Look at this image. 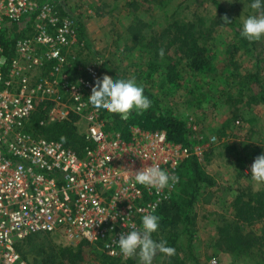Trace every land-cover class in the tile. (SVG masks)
<instances>
[{
    "label": "built area",
    "instance_id": "2783aa9c",
    "mask_svg": "<svg viewBox=\"0 0 264 264\" xmlns=\"http://www.w3.org/2000/svg\"><path fill=\"white\" fill-rule=\"evenodd\" d=\"M14 25L20 34L10 59L0 45L6 58L0 65V264H26L18 248L35 235L85 243L120 263L133 260L115 241L176 194L180 166L193 151L163 131L131 128L127 140L109 135L104 111L85 101L98 74L94 67L60 85L72 107L57 98L54 73L65 69L68 52L81 47V39L74 22L49 0H0V34ZM48 103L46 123L71 114L85 121L80 135L90 147L82 155L26 131L31 116ZM151 165L178 181L160 191L136 184L135 172Z\"/></svg>",
    "mask_w": 264,
    "mask_h": 264
},
{
    "label": "rangeland",
    "instance_id": "374dc122",
    "mask_svg": "<svg viewBox=\"0 0 264 264\" xmlns=\"http://www.w3.org/2000/svg\"><path fill=\"white\" fill-rule=\"evenodd\" d=\"M49 1L57 6L60 16H67L74 22L78 35L81 33V47L68 52L65 69L54 73L57 98L72 107L60 85L78 76L86 77L89 67H94L98 72L93 88L95 81L103 77L113 80L134 77L143 89L149 90L159 100L163 110L171 111L188 123L191 151L204 173L212 179V186H200L198 196L202 198L208 192L213 198L211 202L205 204L197 200L193 206V224L187 227L180 222L176 226L179 237L174 247L175 255L166 257L160 254L153 264H178L180 261L184 264H254L249 257L236 259L220 252L214 244L218 226L222 220L231 219L233 215L231 204L238 190L257 192L264 188V183L256 182L250 174L255 149H261L264 154V104L255 105L247 98L236 105L229 103L226 101L228 91L226 88L224 90L222 83L208 85L210 82L205 78H194L192 75H184L182 87L177 90L165 84L161 86L162 75L158 71L152 72L148 55L139 46L130 44L125 34L126 26L135 17L150 23L149 38L150 35L159 34L171 22L189 23L200 19L207 25L210 21L224 22L223 18L227 16L231 24L217 27L208 42L214 55L213 62L225 76L232 71L228 66L231 61L238 63L241 75L253 74L260 69V80L264 85V41L254 42L253 51H246L235 38V32L242 29L244 19L253 14L246 1L216 0L218 7L211 0H164L160 5L155 3L159 0ZM132 1L140 6L135 13L127 7V2ZM236 47L237 50H234ZM92 90L87 92V104ZM101 117L106 121L110 118L107 112H102ZM77 120L76 128L81 134L86 124L82 119ZM252 230L260 235L262 225L257 224ZM168 236L161 233L154 239L166 241ZM32 240L31 245L27 240L19 248L23 254L26 253V264H32L35 261L33 257L40 259L38 249L43 253L51 246H77L54 235H35ZM93 247L84 250L85 260L82 264H101L100 258L96 259V254L92 253L93 250L101 251ZM134 260V264H139L138 258Z\"/></svg>",
    "mask_w": 264,
    "mask_h": 264
},
{
    "label": "trees",
    "instance_id": "16d2710c",
    "mask_svg": "<svg viewBox=\"0 0 264 264\" xmlns=\"http://www.w3.org/2000/svg\"><path fill=\"white\" fill-rule=\"evenodd\" d=\"M163 1L159 0L155 3L160 5ZM211 1L218 7L216 0ZM245 1L249 9L253 11L250 8L252 0ZM127 7H130L134 13L140 9L136 1L127 2ZM218 10L225 16L220 8ZM224 24L223 21H210L206 25V22L200 19L189 23L171 22L159 34L150 35L148 38L150 23L135 17L126 26L125 34L130 44L139 46L148 55V65L152 72L158 71L162 75L160 76L162 78L161 86L165 84L171 89L177 90L182 87L184 75H192L194 78H205L210 82L208 85L222 83L224 90L226 88L228 91L226 101L229 103L236 105L238 102L241 103L242 99L247 98L255 105L264 104V85L260 80V69L255 70L253 74L241 75L238 63L231 61L228 62V66L232 71L228 76H225L218 71L213 62L214 55H212V48L208 42L215 33V29ZM240 32L239 29L235 32V38L242 43L246 51H253L254 42L249 43L240 35ZM19 34L20 26L18 25L7 27L0 34V45L8 59L12 57L13 42ZM79 35L81 39V33ZM233 49L237 50V47ZM231 91H234L235 94H232ZM144 94L152 102L150 109L138 116L133 113L127 121L121 120L116 114L112 115L105 125L106 132L109 135L118 133L127 140L132 127L143 131H163L169 141L191 149L188 123L179 119L171 111L163 110L159 100L149 90L144 89ZM51 106L50 103L40 105L27 122L26 131L35 137L59 142L82 155L90 146L77 131L75 125L77 117L71 114L67 121L46 123L44 121L45 114ZM261 154H263L261 149L256 148L253 157L256 158ZM178 174L177 192L170 200L163 202L158 207L156 215L160 217V229L158 233L153 234L154 238L158 234L167 233L169 235L166 240L169 243L167 246L173 248L179 237L175 231L177 224L181 222L188 225L187 227L191 226L195 218L193 212L195 202L200 200L206 204L213 199L208 192L204 197L198 198L200 186L210 187L213 182L204 173L194 155L181 164ZM231 205L233 215L231 219L222 220L218 226L214 247L236 259L249 257L254 260V264H264V188L257 192L238 190ZM257 224L262 225L260 235L255 234L252 230V227ZM27 240H30L29 244L31 245L32 237L25 241ZM90 247L92 246L80 243L74 248L51 246L47 248L48 251H43V253L38 249L37 255L40 259L33 257L35 261L32 264H82L85 260L84 250ZM19 248V252L25 259L26 253L23 254ZM93 249L95 248L93 247ZM92 253L96 254V259L100 258L101 264H122L117 260L110 259L102 252L93 250ZM135 262L133 259L123 264H134ZM178 264H184V262L180 261Z\"/></svg>",
    "mask_w": 264,
    "mask_h": 264
},
{
    "label": "clouds",
    "instance_id": "9594fccd",
    "mask_svg": "<svg viewBox=\"0 0 264 264\" xmlns=\"http://www.w3.org/2000/svg\"><path fill=\"white\" fill-rule=\"evenodd\" d=\"M250 8L253 14L244 19L240 35L249 43L264 41V0H252ZM223 20L225 24H231L227 16ZM5 62L6 58L0 57V65ZM88 104L97 111L116 114L125 121L133 113L141 115L152 106L151 100L144 94L143 87L134 77L115 80L103 77L95 81V86L88 97ZM250 174L256 182L264 183V154L255 158ZM134 179L136 184L157 191L178 181V177L158 165L143 167L135 172ZM159 229L160 217L154 212L146 214L142 217L139 228L133 225L126 234L121 233L115 242L123 255L138 258L139 264H153L154 259L160 254L166 257L175 255V248L167 246L166 241H157L153 238V234L158 233Z\"/></svg>",
    "mask_w": 264,
    "mask_h": 264
}]
</instances>
